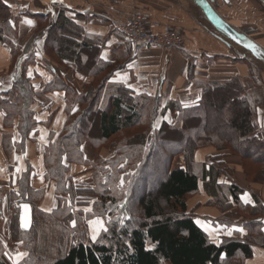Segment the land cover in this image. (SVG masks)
Returning <instances> with one entry per match:
<instances>
[{
    "label": "trees",
    "instance_id": "1",
    "mask_svg": "<svg viewBox=\"0 0 264 264\" xmlns=\"http://www.w3.org/2000/svg\"><path fill=\"white\" fill-rule=\"evenodd\" d=\"M26 15L36 18L35 14ZM67 19L65 12L60 10L50 28L44 31V47L22 53L15 43L17 18L12 15L10 6L0 0V42L8 47L16 69L13 85L6 95L8 100L4 101L0 94V114L4 113L3 129H6L3 130L2 150L7 159L15 154L24 161L21 170L15 171L10 166L7 184H0V204H7L5 211L0 210V223L5 221V226L0 225V264L12 263L6 253L14 244L19 245L15 253H26L17 264H228L233 258H251L253 248L264 247L259 219L264 216V209L262 211L259 201L255 207L240 205L252 213L251 220L241 224L246 234L223 238L218 243L211 241L195 223L186 205V200L199 191L200 183H212L216 194L224 195L225 198L215 203L221 210L239 205L241 187L235 183L213 185L224 173L220 168V156H209L206 162L200 163L196 152L205 146L231 149L225 144L251 135L252 142L264 152L263 134L256 131V124L251 120L258 109L244 96L246 86L239 78L197 84L201 89L197 103L185 107L168 103L165 110L177 113L176 121H161L154 126L158 114L163 111L158 94H132L121 85L105 90L108 77L120 70L119 63L103 61L100 48L88 42L95 41L99 45V42L104 43L103 39L82 35V30ZM37 21L39 26L45 23ZM80 37L86 41L79 43ZM44 55L59 62L74 61L80 71L93 78L92 81L83 84L78 93L76 87L47 66L46 59H42ZM36 63L43 65L52 76L44 86L32 82L31 72ZM249 71L258 82L259 72L251 65ZM189 72L192 78L191 64ZM53 93L65 100L68 119L62 133L46 147L42 157L44 171L40 173L36 165L24 159L26 142L36 139L37 108ZM48 100L51 102V98ZM212 108L217 114L207 116L206 109ZM52 114L54 112L49 116ZM14 126L21 136L18 144L12 141L10 133ZM84 143L95 152L91 162L92 176L89 182L76 184L71 181L70 171L76 165L87 163L82 152ZM100 149H107L109 158L99 156ZM233 151L242 162L246 161L244 153ZM177 157L181 159V166L172 168ZM115 158H122L128 170H116L115 176L123 179L122 186L126 185V179H131L127 185L129 191L116 204L108 187L113 179L109 170L105 171L101 182L95 173H100L105 163L110 164L113 172ZM152 164L156 166V179H148L153 172L146 175ZM261 175L264 177V172L259 177ZM245 176L249 180V175ZM51 185L57 204L51 211H44L41 203ZM146 185L155 186L156 193L144 195ZM138 189L142 196L134 200L133 191ZM65 196L78 203L94 200L96 203L86 209V214L79 211L73 217L68 210L72 206L66 203ZM214 200H210L209 205ZM15 203L32 206L33 225L29 232L20 229L19 206L13 207ZM135 204L142 218L139 223L132 224ZM165 205L169 208L167 213ZM94 218L103 219L105 229L91 242L87 223Z\"/></svg>",
    "mask_w": 264,
    "mask_h": 264
},
{
    "label": "crops",
    "instance_id": "2",
    "mask_svg": "<svg viewBox=\"0 0 264 264\" xmlns=\"http://www.w3.org/2000/svg\"><path fill=\"white\" fill-rule=\"evenodd\" d=\"M2 1L10 6L13 12L18 13L15 15L18 21L15 43L22 53L32 48L36 49L38 46L44 47V31L50 28V24L45 23L43 26H39L37 20L41 18V21L47 22L50 13L53 19L57 15L56 12L60 10L65 12L67 21L69 20L70 23L72 22L82 30V35L103 39L104 43L99 42V45L95 41L88 40V42L92 43L95 48H100V58L103 61L119 63L120 68L111 77H108L104 85L105 90L107 88L113 90L117 85H121L128 88L132 94L144 93L150 96L158 94L161 100L160 110L163 111L158 114L154 126L161 121L167 123L176 121L178 114L165 110L168 103L175 102L181 107L197 103L201 98V89L197 84L223 82L233 78L243 81L245 78H249V75L251 76L250 65L259 72L258 83L261 84L264 97V69H260V66H264V64L215 30L194 0ZM213 8L228 24L264 50V0H214ZM135 11H139L157 24L154 33L163 32L168 28L180 29L184 32L182 47L174 51L169 60L165 59L162 51L156 47L134 54L133 48L130 47L126 38L116 29L115 24L127 22ZM27 13L35 14L36 18L27 16ZM80 38L79 43L86 41L84 37ZM237 58L245 61H238ZM42 59H46L47 66L54 68L65 82L76 87L78 93L82 91L83 84L91 82L93 79L90 75L88 77L80 71L81 69H78L74 61L59 62L57 59H51L45 55ZM190 64L192 65V78H190L189 72ZM15 71L8 47L0 42L1 84L7 83L6 89L0 91L4 101L9 98L6 95L13 85ZM31 75L34 76L32 82L37 86L40 84L44 86L52 79L49 71L38 63L33 66ZM61 97L58 93L48 95V98H51V102H49L46 96V102L42 104V107L37 108L36 139L26 142L24 159L26 162L36 165L40 173L44 171L42 157L46 147L62 133L68 119L65 112L66 102ZM257 111L264 113V110ZM50 112H54V114L49 116ZM3 114H0V184H7L10 174L9 167L12 166L15 171L21 170L24 167V161L15 154L7 159L2 150L3 130H6L3 129ZM10 133H12V141L16 144L20 143L21 136L15 126ZM82 152L87 163L76 165L70 171L71 181L76 184L89 182L92 176L91 162L95 152L87 143L82 144ZM97 154L109 157L106 149H100ZM209 156L225 157L223 164L235 167L234 176L231 177L233 183L243 189V192L238 196L239 205L233 204L229 210L206 205V202L214 199L211 197L212 193H217L214 190L209 196V191H211L209 185L212 187V183H200L196 195H203L202 200L193 197L190 203H186L187 210L195 218V223L211 241L218 243L223 238L237 236L238 232L241 233V236L246 234L242 232L244 229L241 225L234 227L233 223H229V219L233 215L251 217L252 213L242 209L240 205L255 207L259 201L263 211L264 185L248 181L240 162L231 160L234 158L229 157L230 155L226 152L221 150L216 152L210 148H201L196 152V159L200 163L208 160ZM175 160L181 159L177 157ZM33 183L37 184L38 181H33ZM52 185L46 191L41 203V208L44 211H51L57 204ZM15 206L19 205L15 203L13 207ZM6 209L7 204L1 203L0 210L5 211ZM259 219L262 223L261 232L264 234V216ZM97 220L103 227L95 223ZM0 225L5 226V221ZM87 229L89 241L94 242L105 229L104 220L95 218L88 221ZM93 235L96 236L95 240L92 239ZM228 264H264V247L253 248L251 258H233Z\"/></svg>",
    "mask_w": 264,
    "mask_h": 264
},
{
    "label": "rangeland",
    "instance_id": "3",
    "mask_svg": "<svg viewBox=\"0 0 264 264\" xmlns=\"http://www.w3.org/2000/svg\"><path fill=\"white\" fill-rule=\"evenodd\" d=\"M22 13H24V12H22ZM56 13H59V12H56ZM17 14H18L17 12H15V11L13 12L12 11V15L15 16ZM39 19L42 20L41 18H39ZM52 22H53L52 14L50 13L49 14V19L45 23H48V24L51 25ZM260 69H264V66H260ZM218 82H220V81H218ZM241 82L246 86V88H245V91L246 92H244V96L250 101V103L252 105H255L258 110H264V97H263V94H262L261 84L258 83L257 80L255 79V77L252 76V75L251 76L249 75V78H245ZM6 84L7 83L1 84V78H0V91L6 89V87H7ZM206 112H207V116H215L217 114L216 110L213 109V108L212 109H206ZM256 113L257 114H255L252 117L251 120L253 121L254 124H256V131L262 133L263 134V139H264V113L263 112H259V111H257ZM225 115H226V113L224 114V116ZM206 137L204 139H206ZM251 137H252V135L249 138H247V139H236L231 144H225L226 146L231 147V149L227 147L226 149L221 150V151L226 152L227 154L230 155L229 157H233L234 158V159H231V160L236 161V162H240V165H241L242 170L245 172V174H248L249 175V180L248 181H250V182H257V183H261V184L264 185V177H262V175L259 177L260 173L261 172H264V152H263V149L262 148H260L257 144H255V143L252 142ZM203 148H210V149H212V150H214L216 152L217 151H220V150H218L214 146H205ZM234 149L236 151H239L241 153H244V156H246V161L242 162V160L239 157V155L236 152L233 151ZM101 157L104 158V159L109 158L108 156H102V155H101ZM224 158L225 157H223V156L220 157V161L222 162V164H221L222 167L220 166V168H221V170L222 169L224 170V173L220 174L216 178V180H214L213 184L216 185V186L226 185V184L230 185V184L233 183L231 177L234 176V172H235L234 171V168L235 167H233V166H225V164L223 165V161L225 160ZM178 161H176V160L173 161L172 168H179L181 166V160H178ZM112 162L116 163V165L113 167V172L110 171V164L109 165H105V164H107V163H105L104 165L101 166L100 173L99 172H95V173L98 175L99 182H101L103 180V178L105 177V175H104L105 171L106 170H109L108 172L113 176V179L111 180V182L108 183V187L110 188L109 189L110 194L114 196V201L113 202L116 204V203L120 202L121 200H123V198L126 195L125 192L127 190L129 191V188H128L127 185H128V183L130 182L131 179L130 178L129 179H126L125 180L126 185L125 186L124 185L122 186V184H123L122 183V180L123 179L121 177H119V175L117 177L115 176V174L117 173L116 170L118 168H120L122 171H125V172H127L128 170L126 169L125 164H124L122 158H115V159L112 160ZM205 162H206V160H205ZM258 163L262 164V166H259ZM153 164L150 165L149 168H148V170L146 171V175L148 174V172L149 173H152L153 172L152 173L153 175L150 178H148V179H152L153 177H154V179H156L155 178L156 177V174H155L156 173V170H155L156 169V166L155 165L153 166ZM216 165H218V164H216ZM97 166L99 167V164H97ZM246 179H247V177H246ZM203 187H204V185H203ZM209 188H211L210 189L211 191H209V193H210L209 196H210L211 195V192H213L214 189L210 185H209ZM102 189L104 191L106 188H102ZM133 192H134V197H133L134 200L137 197L140 198L142 196V193H140V189L135 190ZM143 192H144V195H150V194H153L154 195L156 193V187L154 186V188H153L151 186L150 187L147 186L146 188H144V191ZM195 195L189 197L186 200V203L187 202L190 203L191 198H193V197H195V199L196 198H199L201 200L203 199V195H196V196ZM211 197H214V199H215L213 202L211 201L212 202V205H209V202L210 201L209 202H206L207 203L206 205H208V206H214L216 208H218V207L216 206L215 203H217L221 199L225 198L224 195L223 196H221V195L219 196L216 193H212ZM64 198L67 201L66 203L68 205L72 206V208H70L68 210H69V213L70 212L73 213V215H74L73 217H75L76 214L79 211H81L83 214H86V209H90L91 208V205H93V204L96 203L95 200L94 201H91V202H87V201L82 202L81 201V203H78L77 202L78 200L70 201L68 196H65ZM85 206H87V207H85ZM108 207L111 208V206H108ZM136 208H137V206L135 204L134 207H133V209H132V210H134L133 211V217H132L134 220L132 221V224L133 223L134 224L139 223V221L142 218L141 214L135 210ZM168 211H169V208L165 205L164 212L167 213ZM234 219H236V220H234ZM249 220H251L250 217H248V216H242V215L241 216L233 215L229 219L230 222L235 221V222H232L233 223L232 226H234V227L240 226L243 223H247ZM72 224L75 225V222L73 221ZM242 232L243 233H246L244 230H242ZM237 234H241V233L238 232ZM107 243L109 244V241ZM13 246L14 247H11L10 252L9 253H6V254H7L8 258L10 259V261L13 264H17L18 262L21 261L20 259H17V254L18 253H15V250L18 249L19 245L18 244H14ZM34 264H37V262H35ZM161 264H165V263H161Z\"/></svg>",
    "mask_w": 264,
    "mask_h": 264
},
{
    "label": "built area",
    "instance_id": "4",
    "mask_svg": "<svg viewBox=\"0 0 264 264\" xmlns=\"http://www.w3.org/2000/svg\"><path fill=\"white\" fill-rule=\"evenodd\" d=\"M156 26V23L139 11H135L127 22L115 24L116 29L132 45L134 54L156 47L162 51L164 58L169 60L172 53L182 47L184 32L168 28L163 32L154 33Z\"/></svg>",
    "mask_w": 264,
    "mask_h": 264
},
{
    "label": "water",
    "instance_id": "5",
    "mask_svg": "<svg viewBox=\"0 0 264 264\" xmlns=\"http://www.w3.org/2000/svg\"><path fill=\"white\" fill-rule=\"evenodd\" d=\"M204 13L211 26L223 34L228 40L248 51L255 59L264 64V50L260 48L251 39L238 32L230 24H228L213 8L214 0H194ZM244 57V56H243ZM24 205H27L25 210ZM19 226L21 231L29 232L33 225V211L29 203H22L19 206ZM27 227H22V223Z\"/></svg>",
    "mask_w": 264,
    "mask_h": 264
},
{
    "label": "snow or ice",
    "instance_id": "6",
    "mask_svg": "<svg viewBox=\"0 0 264 264\" xmlns=\"http://www.w3.org/2000/svg\"><path fill=\"white\" fill-rule=\"evenodd\" d=\"M27 207H28L27 205H24L25 210H27ZM95 223L98 224V225H101V227H103V225L101 224V222H100L99 220L95 221ZM197 223H199V221H197ZM21 226H22V227H27L26 222H25V223H22ZM228 234L230 235L231 233L229 232ZM92 239L95 240V239H96V236L93 235V236H92ZM25 255H26V253H18V254H17V259H21V258H23V256H25Z\"/></svg>",
    "mask_w": 264,
    "mask_h": 264
}]
</instances>
